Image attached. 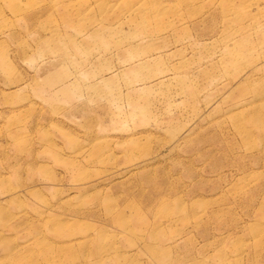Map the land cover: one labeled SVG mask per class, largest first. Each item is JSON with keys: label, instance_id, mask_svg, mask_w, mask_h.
Masks as SVG:
<instances>
[{"label": "rangeland", "instance_id": "obj_1", "mask_svg": "<svg viewBox=\"0 0 264 264\" xmlns=\"http://www.w3.org/2000/svg\"><path fill=\"white\" fill-rule=\"evenodd\" d=\"M0 264H264V0H0Z\"/></svg>", "mask_w": 264, "mask_h": 264}]
</instances>
